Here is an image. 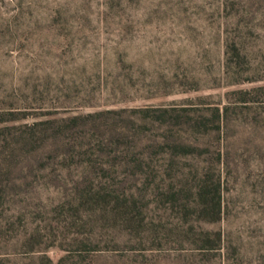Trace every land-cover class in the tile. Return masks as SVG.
I'll use <instances>...</instances> for the list:
<instances>
[{"label": "rangeland", "instance_id": "rangeland-1", "mask_svg": "<svg viewBox=\"0 0 264 264\" xmlns=\"http://www.w3.org/2000/svg\"><path fill=\"white\" fill-rule=\"evenodd\" d=\"M0 264H264V0H0Z\"/></svg>", "mask_w": 264, "mask_h": 264}]
</instances>
